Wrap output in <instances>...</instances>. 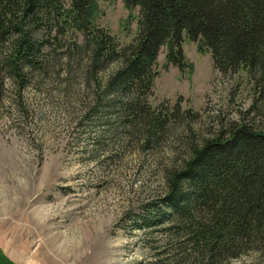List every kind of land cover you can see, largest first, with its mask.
<instances>
[{
	"label": "trees",
	"instance_id": "1",
	"mask_svg": "<svg viewBox=\"0 0 264 264\" xmlns=\"http://www.w3.org/2000/svg\"><path fill=\"white\" fill-rule=\"evenodd\" d=\"M95 1L0 0V104L4 76L12 82L14 102L22 104L29 86L43 88L55 73L78 67L87 102L78 127L86 133L90 160L107 159L130 143L153 150L173 127L192 128L198 118L179 101H149L162 46L168 47L169 64L189 68L187 35L200 51L212 53L220 72L247 69L255 83L253 110L262 109L264 0H123L140 7L139 31L126 46L93 24ZM111 64L116 69L101 80ZM189 138L186 157L169 172L165 195L134 214V228L166 238L163 244L146 239L156 263L225 264L264 250V121Z\"/></svg>",
	"mask_w": 264,
	"mask_h": 264
},
{
	"label": "rangeland",
	"instance_id": "2",
	"mask_svg": "<svg viewBox=\"0 0 264 264\" xmlns=\"http://www.w3.org/2000/svg\"><path fill=\"white\" fill-rule=\"evenodd\" d=\"M139 16L140 7H127L123 0H96L91 18L126 46L139 31ZM183 50L186 71L169 64L168 47H161L149 101L192 108L198 113L192 128L173 127L153 150L130 143L96 161L90 160L83 146L86 133L78 127L87 103L81 68L55 73L43 88L29 86L22 104L14 102L12 82L3 77L0 236L23 264H166L156 263L146 244V239L163 244L166 238L160 231L134 228V214L165 195L169 172L186 157L190 135L208 137L236 123L264 121V104L253 110L255 83L247 69L220 72L212 53L200 51L187 35ZM3 52L0 42V61ZM115 69L111 64L100 79ZM225 264H264V250Z\"/></svg>",
	"mask_w": 264,
	"mask_h": 264
},
{
	"label": "crops",
	"instance_id": "3",
	"mask_svg": "<svg viewBox=\"0 0 264 264\" xmlns=\"http://www.w3.org/2000/svg\"><path fill=\"white\" fill-rule=\"evenodd\" d=\"M0 264H23L0 236Z\"/></svg>",
	"mask_w": 264,
	"mask_h": 264
}]
</instances>
